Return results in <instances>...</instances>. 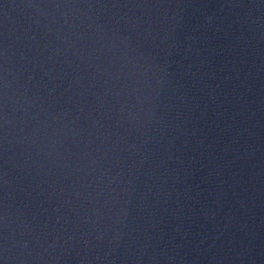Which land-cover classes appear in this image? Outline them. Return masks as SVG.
<instances>
[{
    "label": "water",
    "instance_id": "obj_1",
    "mask_svg": "<svg viewBox=\"0 0 264 264\" xmlns=\"http://www.w3.org/2000/svg\"><path fill=\"white\" fill-rule=\"evenodd\" d=\"M0 264H264V0H0Z\"/></svg>",
    "mask_w": 264,
    "mask_h": 264
}]
</instances>
